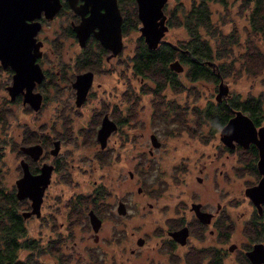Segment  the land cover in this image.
Returning <instances> with one entry per match:
<instances>
[{"label":"rangeland","instance_id":"rangeland-1","mask_svg":"<svg viewBox=\"0 0 264 264\" xmlns=\"http://www.w3.org/2000/svg\"><path fill=\"white\" fill-rule=\"evenodd\" d=\"M178 1L189 4V0H167L165 5L169 10ZM241 2L231 0L226 8L220 3L210 4L212 20L218 29L223 34L234 32L239 39V44L231 46L229 55L225 53L219 61H215L224 68L221 76L229 88L227 98L264 96V66L260 73L253 74L244 64V55L248 51L246 39L249 8H243ZM69 17L67 11L60 12L45 20L37 34L43 41L41 47L44 55L41 63L47 74L44 85L40 83L34 88L43 94L38 110L23 103L21 95H17L14 100L9 99L6 86L11 83V72L0 65V140L4 145L0 158V188L8 191L21 174L19 160L24 156L17 154L13 145L15 141L21 144L23 131L28 128L36 131L39 136L49 137L50 142L44 152L45 161L53 164L63 162V168L51 174L52 182L58 186L50 189V192H62L66 199L73 192L88 191L94 180L99 179L111 185L112 201L123 194L128 198L129 215L122 221V228H125L123 239L114 240L112 229L108 227H104L101 235L112 234L114 241L99 244L92 243L89 232L82 227L64 232L70 238V244L77 243L83 263L92 264L87 261L89 256L83 250L91 244L105 254L102 264L119 263L122 255H127L128 261L137 264H165L161 250L165 234L160 231L155 233V229L158 226L165 229V220L175 213L180 203L188 206L195 197L204 201V209L214 213L216 205L221 204L216 222L224 221V232L218 230L204 236V264H210L208 249L222 251L225 264H236L233 259L241 263V249L254 242L248 221L253 217L255 206L245 195L244 189L258 177L248 171L239 173L236 170L242 165L239 152L224 147L219 138L220 127L211 130L209 121L203 118L207 105L217 102L215 95L219 78L212 81L205 77L191 82L186 76L188 66L185 63L179 78L186 87L181 91L169 87L165 95L162 94L176 103L177 112H172L166 118L154 116L151 107L153 93L141 95V103H137L141 89H150L153 82L145 79V83L140 84L131 68L129 58L140 37L138 27H133L124 34L123 52L101 65L94 77L92 92L74 110L70 106L75 107V95L69 82L56 83L59 74L61 79L68 81L74 76L73 71L77 72L75 65L69 63L80 47L73 37L65 36L64 30ZM163 37L176 44L179 39L186 38V33L183 27L175 26L168 28ZM252 38L264 52V39L259 34H254ZM97 83H100L99 87ZM103 104L108 106V111L112 110L122 124L121 130L108 137L104 148L106 162L96 155L99 144H96L95 139L98 113H102L97 109H101ZM94 119L97 123L93 122ZM152 132L156 133L161 142L158 147L150 143L149 134ZM58 137L61 140L60 149L58 154L52 156L49 149L53 147L52 141ZM175 165H178L176 172ZM202 165L204 169L201 172L199 168ZM130 171L133 172L132 176ZM69 174L72 183L66 184L59 179V176ZM196 175L202 176L201 181L197 180ZM143 182L150 183V186L139 193L136 188L142 186ZM21 207L18 203L16 210L20 212L23 210ZM41 209L43 211L45 206H41ZM185 214L188 217L187 208ZM24 224L25 237L41 242L43 230L40 220L25 219ZM213 226L214 222H211L209 229ZM138 236H143L144 242L137 253L131 254L129 247L139 246L135 242ZM231 243H236L237 249L228 251L227 247ZM44 256L52 257L23 249L17 260L20 264H41L42 261L50 264L51 260Z\"/></svg>","mask_w":264,"mask_h":264},{"label":"water","instance_id":"water-1","mask_svg":"<svg viewBox=\"0 0 264 264\" xmlns=\"http://www.w3.org/2000/svg\"><path fill=\"white\" fill-rule=\"evenodd\" d=\"M68 2L71 8L81 15V20L78 23H72V30L81 46L85 44L89 33L93 32L101 44L111 50L109 56L120 51L122 47V16L116 0H84L80 6H76L74 0H68ZM135 2L139 20L137 27L147 48L155 49L160 43H168L173 48L192 55L188 49L179 48L175 43L163 37L168 29L167 16L163 9L167 0H135ZM60 6V0H0V65L2 68H10L12 71L11 83L6 86L9 99L14 100L17 95H21L22 102L28 104L33 110H38L42 102V93L34 88L45 76L36 61V58L41 54L40 46L42 44L41 40L36 38V33L41 25L39 17L43 14L44 18L51 19ZM87 11L89 13L85 16L84 13ZM192 58L193 61L203 62L194 56ZM205 62L213 68L219 78L215 99L217 102H221L228 95V85L224 83L216 63L210 60ZM168 67L177 72L183 70V65L177 58L171 60ZM92 79L93 73L90 70L75 75L71 86L74 88L76 106H80L85 100ZM116 127V123L108 117L107 113H104L95 135L100 148L107 145V139ZM219 138L228 148H234L236 144L245 148L250 143L256 146L258 152L256 167L260 177L255 184L245 187L244 193L261 212V204L264 203V125H256L242 109H234L232 115L220 127ZM149 140L153 147L160 145V140L153 132L149 134ZM52 144L53 147L49 152L55 155L59 150L60 140L54 139ZM19 149L35 160L39 158L43 150L40 143L21 145ZM19 165L21 175L15 179V196L17 199L29 198L32 207L30 211L23 212L22 215L24 217L32 213L39 215L43 191L50 181L53 165L43 161L37 173L30 171L28 162L24 158L19 160ZM199 205V203L193 204L196 209ZM219 206L218 203L216 210ZM118 210L123 212L122 203L118 205ZM197 216L205 224H209L213 212L197 211ZM89 217L93 228L96 229L99 226L98 219L91 211ZM169 234L176 239L179 234L185 237V228L171 231ZM142 240V238H138V243H141ZM234 247L235 243H231L228 249L232 250ZM245 254L252 264H264L263 243H253Z\"/></svg>","mask_w":264,"mask_h":264},{"label":"flooded vegetation","instance_id":"flooded-vegetation-1","mask_svg":"<svg viewBox=\"0 0 264 264\" xmlns=\"http://www.w3.org/2000/svg\"><path fill=\"white\" fill-rule=\"evenodd\" d=\"M83 1L84 0H74L76 6H80V4L83 3ZM60 2H61V6L53 17H55L60 12L65 13L67 11L69 13L70 17L67 20L68 24H67L66 28L64 29L65 33H66L65 36L66 37H69V36L73 37L80 47V50L78 51V53L76 55H74V57L71 59V62L69 64L76 65L79 61L86 58L87 57L86 56L87 51L92 52L91 57L93 58V60L95 62L98 58H99V61L95 65H91V68H83L77 72L73 71L74 76L71 79H69L68 81L61 79L62 77H61V74H59L60 70H58L59 69V67H58L57 73L59 75H58V79H57L56 83L58 84L61 81H63L64 84L65 83L67 84L69 82V85L71 86V82L74 80L76 74L90 70L93 73V79H92V83L88 89V92H87L85 100H84V101H86V99L88 98V96L92 92L91 89L93 88L94 77L97 74V72L100 71L101 65L104 62H108L109 60L119 56L124 50L123 37H124V34L126 33L127 30H123V19L126 15V11L122 10V6L127 5V0H116L118 8L120 10V14L122 16V20H121L122 47H121L120 51H118L115 55H112V56H109L111 54V50L105 48L101 44V42L94 36L93 32L89 33V35L86 38L85 44L83 46H81L79 44V41L76 37V34L72 30V23H74V24L78 23L81 20V15H80V13L75 12L71 8L68 0H60ZM88 13H89V11L85 12L84 15L87 16ZM39 20L41 22V25H40V28H41L42 23L45 22V20H47V19L44 18L43 14H42L39 17ZM39 30H38V32H39ZM38 32L36 33V38H37V40H41L37 37ZM139 36L142 38V40L144 42V39L141 36V34ZM41 42L43 44L42 40H41ZM137 42H138V40H137ZM42 44H41V46H42ZM41 46H40L41 54L36 58V61L39 63V65L42 68L45 76L40 83H42L44 80L47 79L46 70L43 68L42 63H41L42 57L44 55V52L42 51ZM99 46L102 47L103 50H101L99 48ZM97 52H100V55H97ZM134 52H133V54H134ZM188 56L193 60L192 55H188ZM176 58L181 62V64L183 65V69H184V65H185L184 60H181V58L179 56H176L173 59H176ZM126 64L128 65L129 62L126 61ZM130 65H131V62H130ZM68 69H70V68H68ZM10 71H11V69H10ZM175 72L178 73V75H179V73L181 71L180 72L175 71ZM11 73H12V71H11ZM137 77L140 81V84L145 83V79L140 78L139 76H137ZM199 78H205V77H196L195 80H197ZM189 80L191 82L195 81L192 79H189ZM40 83H37L36 85H39ZM153 84H154V82H153ZM97 86L99 87L100 83H97ZM150 88L152 90L148 91V92H145L144 89H141V92L137 95L139 97L137 100V103H139V104L141 103V101H139L141 95H143L145 93H152V91L154 89L153 85L150 86ZM167 88H169V86H167L166 88L163 89L162 94L165 95V90H167ZM72 89L74 90L73 87H72ZM74 95H75V93H74ZM42 96H43V94H42ZM84 101H83V103H84ZM74 105H75V103H74ZM132 105H134V104H132ZM70 107L73 108L74 110H77V108L79 106L75 105V107L74 106H70ZM107 107H108L107 105L103 104L101 109H97L99 111L101 110V112H102V113H99L100 118L98 117V119H97L99 121L98 127L100 125L101 117L103 116L104 113H107L108 117L111 118L117 125L116 129L113 132H111V134H112L115 131L121 130L120 126L122 124L117 120L116 116L113 115V113L111 112L112 110H110V111L107 110ZM151 107L153 108L152 109V111H153L154 110L153 103H152ZM160 107H163V106L160 105ZM133 109H135V106L133 107ZM153 113H154V111H153ZM97 120L94 119V122L97 123ZM98 127H97V129H98ZM97 129H96V131H97ZM110 135H109V137H110ZM56 139H59V137ZM60 142H61V140H60ZM33 143H40L42 148H43L42 153L39 156V158L36 160L33 159L34 161H36V163L37 162L40 163L37 165V170H33L30 167V163L28 162V160L25 157H23V158L28 162V166H29L30 171L32 173H37V172H39V168H40L42 161H45L44 160L45 159V157H44L45 147L42 145V143L39 140L36 142L29 143V144H33ZM29 144H23V145H29ZM96 144H99V143L96 141ZM251 144H253V143H251ZM21 145L22 144H19L18 148H20ZM104 148H100V146H99V149L98 148L96 149V151H97L96 155H99L102 158L103 162H105L103 158L106 157V151L104 150ZM59 149H60V147H59ZM151 151H152V149H150V152ZM58 152H59V150H58ZM58 152H57V154H58ZM49 154H50V152H49ZM25 155H27V154H25ZM50 155H52V154H50ZM55 155H52V156H55ZM45 156H46V154H45ZM29 157L31 158V156H29ZM257 157H258V152H257ZM257 157H256V160H257ZM62 163H60V162H55L54 164L51 163L53 165L52 172L53 171H60L63 168ZM255 163H256V161H255ZM175 166H177L175 168V172H176L178 170V165H175ZM202 166L203 167L199 168V171H201V172L204 169V165H202ZM256 169H257V167H256ZM52 172H51V174H52ZM257 172L259 175L258 176V179H259L260 173H259L258 169H257ZM129 173H130V176L133 175L132 171H130ZM69 176H70V174L69 175H61V176H59L60 177L59 179H61L66 184L72 183V179ZM51 178H52V175L50 176V181L48 182V184L46 185V187L44 188V191H43L42 200L40 203L39 215H36L35 213L27 215L26 217H24L22 215L23 212H27V211L31 210V208H32L31 207V200L29 198H22V199L16 198V196H15V190H16L15 180H14V186H12L8 191H2V193L0 192V197H3V196L8 195L9 191H13V188H14L13 194H14L15 200L13 202H10V205L13 206L15 213H17L20 216L21 226L24 230V232H22V234L20 236H18L19 242H20V244H23V242L25 241L28 245L27 247L23 246V247H18L16 249V251H15L16 259H18L19 252L22 251L23 249H26V250H30V251H38V253L41 255H51L52 256L51 258H47L46 256L43 257L45 259L51 260L50 264H86V262L83 263V261L81 260L80 250L78 249L77 243L73 242L72 244H70L69 243L70 238H67L68 235L64 234V232H66V231H69V232L72 231L75 227H82L83 229H86L87 232H89L90 237L92 238V243H94V244H99L100 242H112L115 239H118V238L123 239L124 238L125 228H122V225H123L122 221H123V218H125L129 215L128 210H127V209H129L128 198L124 194L121 195L120 197L117 196L115 198V200L112 201V191L110 188L111 185L97 179V180H94L91 189H89L88 191L73 192L70 195H68L66 197V199H64L62 192H57V191L50 192V189L58 186L52 182ZM196 178L198 181H201L202 176L196 175ZM176 179H177V176H176ZM258 179L253 184H255L258 181ZM147 186H150V183H147V182L144 183L143 182L142 186H137L136 190L139 193L144 192V189H146ZM193 197H195V195ZM195 198L190 200L188 206L186 203H180V205H179L180 207L176 208L175 213L173 215H170L169 218H167L165 220V229L161 228L160 226H158L155 229V231H156L155 233H158V231H160V233L164 232V234H165V236H164L165 238L161 241V250H162L163 256H165V258H164L165 264H204V236L208 235L209 232H210V234H214V233L218 232L215 224L211 229H209V224L211 222L216 223V220H217L216 216L219 214L218 211L220 209L221 204H220L219 208L215 211V213L213 212V216L211 217V222L209 224H205L204 221L201 220L197 216V211L207 210V209H204V201H200L197 198L196 199ZM18 203L20 205H22L21 208H23V210L21 209L20 212H18L16 210ZM120 203H122L124 206L123 212H119V210H118V205ZM194 203L200 204L197 209L193 206ZM41 206H45V209L43 211L41 209ZM261 207H262V211L260 212V211H258V209L255 206L254 212H253V217H252V218H254L253 219L254 220L253 229H258L260 231V237H258L256 240H254V242H252L245 249H243V248L241 249V251H242L241 263L242 264H252L250 262V260L248 259V257L246 256L245 252L252 247L253 243L261 242L264 245V203L261 204ZM186 208L188 209V217L185 214ZM90 211L96 216V218L99 221V226L96 229L93 228V226L90 222V217H89ZM207 211H209V210H207ZM25 219H27V220L28 219L40 220V223H41L40 226L42 227V230H43V239L41 242H38L34 239L25 237V233H26V227L24 226L25 225L24 224ZM104 227L111 228L112 229L111 232L114 235V237L112 234L110 236L101 235V232L104 229ZM182 228H185V233H186L185 237L182 236L181 234H179V235H177V237H178L177 238L178 240H177L176 238H174L173 236H171L169 234V232H171V231L180 230ZM112 237L114 240L112 239ZM160 237H162V234H160ZM138 238L143 239L141 243H138ZM116 241H118V240H116ZM135 242L139 246L138 247H134V246L129 247V251L131 252V254H135L139 251V249H140L139 247L144 242V237L138 236L136 238ZM235 248L237 249L236 243H235V247L232 250H234ZM83 250L85 252H87V255L89 256L88 257L89 259L87 261H90L92 264H102L105 254L103 253V251L101 249L96 248L90 244L86 249L83 248ZM215 250H217L218 254L220 255V260H221L222 264H225L224 260H223L224 253H222V251L220 252L219 249H215ZM232 250L228 249V251H232ZM74 252H75V254H74ZM243 257H245L248 260V262H245ZM127 259H128L127 255L126 256L122 255L120 260H119V263H115V264H137L135 262L128 261ZM232 261L235 262L236 264H241V263L235 261L234 259ZM25 263L26 262H24V264ZM41 264H48V263L45 261H42Z\"/></svg>","mask_w":264,"mask_h":264},{"label":"trees","instance_id":"trees-1","mask_svg":"<svg viewBox=\"0 0 264 264\" xmlns=\"http://www.w3.org/2000/svg\"><path fill=\"white\" fill-rule=\"evenodd\" d=\"M231 0H189L187 5L183 1H178L169 10L166 5L163 8L167 18L166 23L168 28L180 26L183 27L186 33L185 39H179L176 45L182 49H188L192 56L196 57L203 62L193 61L185 52L179 49L173 48L168 43H160L155 49H149L143 42L142 38H138L136 49L134 54L129 58L131 62V68L136 76L143 79H151L153 84L152 103L154 105V116L166 118L172 112H177L176 103L172 99H167L162 96V91L167 86L174 90L181 91L186 86L182 83L178 73L171 70L168 67V63L174 57L179 56L181 60L187 64L188 68L186 76L189 79L195 80L196 77H206L208 80L217 81V76L213 68L205 61H219L222 56L229 55L231 46L239 44L238 35L234 32L223 34L217 27L216 23L212 20L211 3H220L223 8H226ZM241 6L243 8H249L246 43L248 51L244 55V64L248 71L253 74L261 72L264 66V52L259 46L254 43L252 36L259 34L264 39V0H242ZM122 10L126 11V15L123 19V30H130L133 27H137L139 20L136 13L135 0H127V5L122 6ZM101 50L102 47L99 46ZM100 55V52H97ZM86 58L82 59L75 65V70L79 71L83 68H91V65L98 63L93 60L92 52H86ZM216 63V62H215ZM219 73L223 75V67L216 63ZM8 72H11L7 68ZM54 79V78H53ZM42 82L41 86H43ZM145 92L152 89H144ZM17 97V96H16ZM162 105L163 107H160ZM29 108V107H28ZM30 109V108H29ZM234 109H242L246 112L256 125H262L264 120V96H247L245 98H239L237 96L226 98L221 102L210 103L207 105L203 112V118L209 121L211 130L221 127L227 119L232 115ZM99 117V113H98ZM97 117V119H98ZM94 122V121H93ZM212 132V131H211ZM40 141L46 148L50 142L48 136L38 135L36 131L25 129L23 131V137L21 144H29L32 142ZM17 154L23 155L33 170H37L36 161L31 159L28 155H25L19 150V144L15 141L13 145ZM226 147V146H224ZM230 151H237L240 154L241 166H238L236 170L239 173L250 172L255 177H258L256 169V157L257 149L254 144H249L248 147H242L236 144L234 148H228ZM106 151V150H105ZM4 152L3 141L0 140V158ZM45 157V156H44ZM106 162V157L103 158ZM0 169V177H1ZM3 188H0L2 193ZM14 191V188H13ZM13 191H9L8 195L0 197V264H20L17 261L15 251L18 247H27V243L24 241L20 244L19 237L24 232L21 226L20 216L15 213L13 206L10 202L15 200ZM254 218L248 221V229L251 231L252 239L256 240L260 237V231L253 229ZM217 227V231L224 232V221L214 223ZM205 251V250H204ZM209 255L210 264H222L220 255L215 249L206 250ZM245 262L248 260L243 257Z\"/></svg>","mask_w":264,"mask_h":264}]
</instances>
